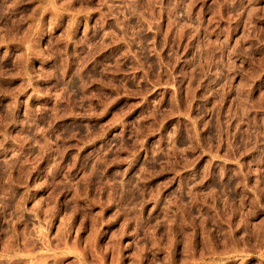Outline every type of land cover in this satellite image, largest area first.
<instances>
[{
	"label": "rangeland",
	"instance_id": "1",
	"mask_svg": "<svg viewBox=\"0 0 264 264\" xmlns=\"http://www.w3.org/2000/svg\"><path fill=\"white\" fill-rule=\"evenodd\" d=\"M0 264H264V0H0Z\"/></svg>",
	"mask_w": 264,
	"mask_h": 264
}]
</instances>
